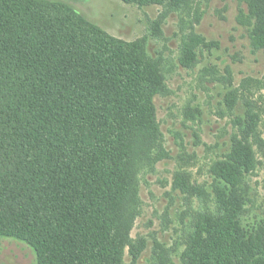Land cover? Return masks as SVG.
Instances as JSON below:
<instances>
[{
	"label": "trees",
	"instance_id": "trees-1",
	"mask_svg": "<svg viewBox=\"0 0 264 264\" xmlns=\"http://www.w3.org/2000/svg\"><path fill=\"white\" fill-rule=\"evenodd\" d=\"M120 1L174 11L189 0ZM243 1L251 46L264 49V0ZM185 42L181 63L190 67L199 40ZM146 45L111 36L61 2L0 0V238L28 245L37 264L141 255L131 238L138 160L162 152L155 100L167 88ZM249 119L212 167L214 209L194 217L180 264H264V221L242 223L245 179L257 165L251 139L259 141ZM184 177L175 188L188 194Z\"/></svg>",
	"mask_w": 264,
	"mask_h": 264
},
{
	"label": "rangeland",
	"instance_id": "rangeland-1",
	"mask_svg": "<svg viewBox=\"0 0 264 264\" xmlns=\"http://www.w3.org/2000/svg\"><path fill=\"white\" fill-rule=\"evenodd\" d=\"M48 1L67 4L117 39L145 40L148 56L160 64L165 79L166 91L155 100L162 152L158 146L138 160L131 238L142 244V252L134 261L128 250L126 264H180L194 217L214 209L212 167L230 153L232 136L250 124V116L259 141L251 139L257 165L245 179L242 223L250 229L263 222L264 49L251 46L253 22L246 3L189 0L169 11L120 0ZM192 36L199 44L187 67L181 63L182 49ZM180 173L188 194L175 188ZM0 264H37V259L25 243L0 238Z\"/></svg>",
	"mask_w": 264,
	"mask_h": 264
}]
</instances>
